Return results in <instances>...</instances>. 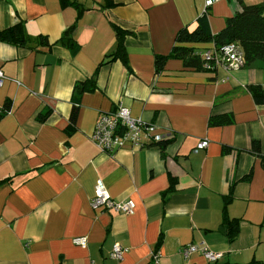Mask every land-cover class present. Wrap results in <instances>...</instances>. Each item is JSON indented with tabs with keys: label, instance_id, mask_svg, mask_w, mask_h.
Returning <instances> with one entry per match:
<instances>
[{
	"label": "crops",
	"instance_id": "0c3cea01",
	"mask_svg": "<svg viewBox=\"0 0 264 264\" xmlns=\"http://www.w3.org/2000/svg\"><path fill=\"white\" fill-rule=\"evenodd\" d=\"M206 1L0 0V31L20 24L27 38L0 40V264H212L180 252L201 242L221 254L216 264H264V104L249 89L264 91V61L198 70L168 58L156 69L182 28L198 30ZM241 1L264 0L216 1L214 34ZM71 26L75 52L61 40ZM119 30L127 64L111 59ZM93 75L97 88L80 96L72 123L74 86ZM120 105L167 134L163 148L100 150L96 123ZM224 113L235 122L209 124ZM99 179L133 213L94 207ZM116 241L121 260L110 256Z\"/></svg>",
	"mask_w": 264,
	"mask_h": 264
},
{
	"label": "trees",
	"instance_id": "16d2710c",
	"mask_svg": "<svg viewBox=\"0 0 264 264\" xmlns=\"http://www.w3.org/2000/svg\"><path fill=\"white\" fill-rule=\"evenodd\" d=\"M242 2V1H241ZM63 6L73 5L79 7L78 0H61ZM198 30L190 31L188 28H182L176 35L175 45L168 55H159L156 57L157 72L162 70L168 58H181L184 60L186 67L198 70L213 68L217 66L214 61H206L197 53L201 48L202 43L214 42L215 48H208L219 51L221 47L229 43H236L241 46L244 52L245 64H251L257 59L264 61V1L257 4H245L242 2V9L234 15L226 19L225 26L216 34L210 27L208 9L203 12L197 20ZM75 26L66 29L61 37L62 43L68 45L77 51L79 44L74 38ZM124 32L119 30V46L118 49L111 55V59H121L125 64L128 62L127 50L123 41ZM0 40L14 43L16 45L26 44L27 38L22 31L20 24H15L11 27L0 31ZM97 88L96 75L77 82L74 86V106L71 112L72 123H75L79 112V99L84 92H92ZM255 101L258 104H264V91L259 85H251L249 87ZM10 103L7 102L3 109L8 110ZM47 114H42L40 118L45 119ZM235 122L233 113H224L220 115H212L209 119L211 126H224ZM167 142V141H166ZM165 142V143H166ZM164 143V144H165ZM163 145L161 147L163 148ZM256 152L261 153V148L258 143H254ZM264 159V157H263ZM1 183V181H0ZM225 226V225H224ZM231 235H236L235 226L230 228ZM212 264H216L212 263Z\"/></svg>",
	"mask_w": 264,
	"mask_h": 264
},
{
	"label": "built area",
	"instance_id": "2783aa9c",
	"mask_svg": "<svg viewBox=\"0 0 264 264\" xmlns=\"http://www.w3.org/2000/svg\"><path fill=\"white\" fill-rule=\"evenodd\" d=\"M216 1L219 0H207L204 12ZM197 53L208 62L214 61L217 66L225 65L228 68H239L245 65L243 49L236 43L226 44L219 51L204 49L197 51ZM5 78V73L0 68V86H2ZM144 138L148 142H145ZM92 139L100 150L112 154L121 148L130 147L136 149L148 143L163 145L169 139V136L158 132L156 125L146 123L142 119L134 117L127 106L120 105L115 111L102 114L96 123ZM207 145L208 141L203 140L198 144V148H205ZM91 203L94 207L104 206L116 212L130 214L134 211L132 202L116 201L113 199L102 179L96 182L95 194ZM74 242L85 246L87 239L85 237H78L74 239ZM124 252L125 248L122 243L116 241L112 247L110 256L121 260ZM180 252L186 259H189L194 253H201L210 263L217 262L221 256L220 253L211 250L203 242L184 244L180 248Z\"/></svg>",
	"mask_w": 264,
	"mask_h": 264
}]
</instances>
